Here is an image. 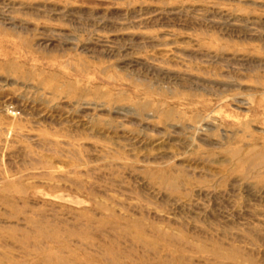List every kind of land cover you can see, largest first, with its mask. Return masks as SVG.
Listing matches in <instances>:
<instances>
[{
    "label": "rangeland",
    "instance_id": "1",
    "mask_svg": "<svg viewBox=\"0 0 264 264\" xmlns=\"http://www.w3.org/2000/svg\"><path fill=\"white\" fill-rule=\"evenodd\" d=\"M0 264H264V0H0Z\"/></svg>",
    "mask_w": 264,
    "mask_h": 264
}]
</instances>
